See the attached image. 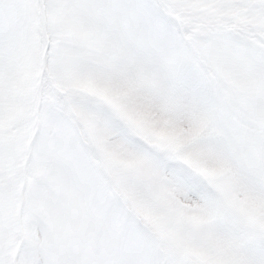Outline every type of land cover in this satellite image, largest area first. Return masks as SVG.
<instances>
[{
  "label": "snow or ice",
  "instance_id": "1",
  "mask_svg": "<svg viewBox=\"0 0 264 264\" xmlns=\"http://www.w3.org/2000/svg\"><path fill=\"white\" fill-rule=\"evenodd\" d=\"M0 264H264V0H0Z\"/></svg>",
  "mask_w": 264,
  "mask_h": 264
}]
</instances>
